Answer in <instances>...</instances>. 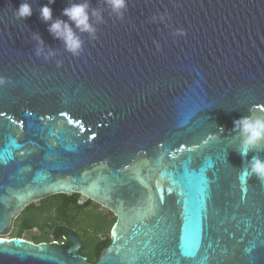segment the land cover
<instances>
[{
  "label": "water",
  "instance_id": "95a60500",
  "mask_svg": "<svg viewBox=\"0 0 264 264\" xmlns=\"http://www.w3.org/2000/svg\"><path fill=\"white\" fill-rule=\"evenodd\" d=\"M22 2L0 0V264H264V181L240 179L264 144L243 157L233 131L264 118V0H128L123 20L90 0L104 22L79 58L40 20L48 0L25 21ZM60 194L116 217L97 263L70 229L7 238Z\"/></svg>",
  "mask_w": 264,
  "mask_h": 264
},
{
  "label": "clouds",
  "instance_id": "9594fccd",
  "mask_svg": "<svg viewBox=\"0 0 264 264\" xmlns=\"http://www.w3.org/2000/svg\"><path fill=\"white\" fill-rule=\"evenodd\" d=\"M111 12L120 20L124 19V14L128 7V0H104ZM56 0H48L46 5L40 6V20L48 25L47 31L54 39L60 40L64 50L73 57L79 58L84 53V40L82 34H87L90 39H97V24L104 22L102 11L91 7L90 0H79L70 2L63 10L62 16L54 18L53 8ZM18 20L25 21L33 15V8L27 0H23L19 8L15 11ZM156 19L155 17L153 18ZM161 20L164 17H160ZM175 35L184 36L183 29H178ZM33 40L36 43L35 55L45 60H51L56 56L55 50L45 44L39 32L33 33ZM156 43V42H154ZM159 50V44H156ZM57 67L62 66V61L57 60ZM8 81L0 77V86ZM222 129V128H221ZM233 131L239 134L241 141L238 150L241 156L246 157L250 151L264 144V118H253L251 115L234 121ZM242 176H255L264 181V158L253 156L243 170Z\"/></svg>",
  "mask_w": 264,
  "mask_h": 264
},
{
  "label": "trees",
  "instance_id": "16d2710c",
  "mask_svg": "<svg viewBox=\"0 0 264 264\" xmlns=\"http://www.w3.org/2000/svg\"><path fill=\"white\" fill-rule=\"evenodd\" d=\"M100 208L79 194L55 195L29 206L16 220L10 237L35 243L63 242L59 232L70 229L78 234L83 244L80 253L89 262L97 263L102 251L111 243L110 230L116 222L112 212L108 210V215V211ZM34 229L39 233L26 236Z\"/></svg>",
  "mask_w": 264,
  "mask_h": 264
},
{
  "label": "rangeland",
  "instance_id": "374dc122",
  "mask_svg": "<svg viewBox=\"0 0 264 264\" xmlns=\"http://www.w3.org/2000/svg\"><path fill=\"white\" fill-rule=\"evenodd\" d=\"M101 211H108V210H106L104 207H102L101 206ZM107 214L108 215H110V213H109V211L107 212ZM110 232H111V230H110ZM39 233V231H38V229H34V230H32L28 235H26V236H30V235H36V234H38ZM7 238H11L10 236L9 237H7Z\"/></svg>",
  "mask_w": 264,
  "mask_h": 264
},
{
  "label": "snow or ice",
  "instance_id": "6c2138e0",
  "mask_svg": "<svg viewBox=\"0 0 264 264\" xmlns=\"http://www.w3.org/2000/svg\"><path fill=\"white\" fill-rule=\"evenodd\" d=\"M240 179H241V180H244L245 177H244V176H241ZM244 191H245V192L247 191V187H245ZM188 256H189L190 259H194V256H193L191 253L188 254Z\"/></svg>",
  "mask_w": 264,
  "mask_h": 264
},
{
  "label": "flooded vegetation",
  "instance_id": "af4514ba",
  "mask_svg": "<svg viewBox=\"0 0 264 264\" xmlns=\"http://www.w3.org/2000/svg\"><path fill=\"white\" fill-rule=\"evenodd\" d=\"M83 247V246H82ZM81 254V253H80ZM82 255V254H81ZM83 256V255H82Z\"/></svg>",
  "mask_w": 264,
  "mask_h": 264
}]
</instances>
